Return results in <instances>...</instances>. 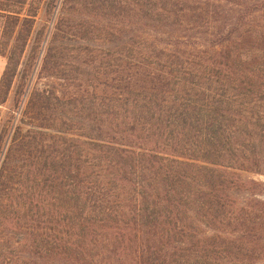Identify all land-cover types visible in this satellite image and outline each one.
Returning <instances> with one entry per match:
<instances>
[{
  "label": "trees",
  "instance_id": "obj_1",
  "mask_svg": "<svg viewBox=\"0 0 264 264\" xmlns=\"http://www.w3.org/2000/svg\"><path fill=\"white\" fill-rule=\"evenodd\" d=\"M0 18V105L46 39L42 70L75 82L33 90L0 136V264L264 256V0H0Z\"/></svg>",
  "mask_w": 264,
  "mask_h": 264
},
{
  "label": "rangeland",
  "instance_id": "obj_2",
  "mask_svg": "<svg viewBox=\"0 0 264 264\" xmlns=\"http://www.w3.org/2000/svg\"><path fill=\"white\" fill-rule=\"evenodd\" d=\"M52 25L50 27V30ZM3 30V21L0 18V40ZM47 47V39L44 42L41 53L38 59H30L28 66H20L16 76L13 79L11 88L7 94L6 102L0 105V119L2 124L0 128V136H3L5 146L11 141V138L17 129L21 127L23 131L27 129L20 120H22L23 109L25 108L26 102L29 95L35 89H46L53 91L56 95H73L75 94V82L63 81L57 70H51L45 72L42 70L43 57ZM7 65V58L0 54V82L3 76V72ZM4 93L0 94L2 99ZM2 134V135H1ZM260 180H264L263 177H258ZM253 264H264V256L260 260H257Z\"/></svg>",
  "mask_w": 264,
  "mask_h": 264
}]
</instances>
